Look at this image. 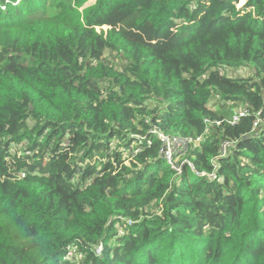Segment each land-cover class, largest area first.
Segmentation results:
<instances>
[{
	"label": "trees",
	"instance_id": "16d2710c",
	"mask_svg": "<svg viewBox=\"0 0 264 264\" xmlns=\"http://www.w3.org/2000/svg\"><path fill=\"white\" fill-rule=\"evenodd\" d=\"M0 264H264V0H0Z\"/></svg>",
	"mask_w": 264,
	"mask_h": 264
},
{
	"label": "built area",
	"instance_id": "2783aa9c",
	"mask_svg": "<svg viewBox=\"0 0 264 264\" xmlns=\"http://www.w3.org/2000/svg\"><path fill=\"white\" fill-rule=\"evenodd\" d=\"M246 112L244 110L238 111L232 118V121H238L240 117L245 116ZM258 122L255 123L257 125ZM160 137L163 140V147H162V155L164 158L168 161L169 165L172 166L174 169L178 170L179 172L181 171V167L174 162L173 160V155L175 151H181V148H186L185 145V140L179 138V137H169L163 134H160ZM200 138H198L199 140ZM232 146V142L230 141H225L222 144V153L225 155L229 148ZM212 177V176H211ZM100 251V250H99Z\"/></svg>",
	"mask_w": 264,
	"mask_h": 264
},
{
	"label": "rangeland",
	"instance_id": "374dc122",
	"mask_svg": "<svg viewBox=\"0 0 264 264\" xmlns=\"http://www.w3.org/2000/svg\"><path fill=\"white\" fill-rule=\"evenodd\" d=\"M101 29H103L104 31H107L108 27L105 26L104 28H98V31H101ZM226 72L229 76H232V77H249L253 75V71L249 67H241L237 69H227ZM210 105L214 109H217V106L214 105V102L210 103Z\"/></svg>",
	"mask_w": 264,
	"mask_h": 264
}]
</instances>
